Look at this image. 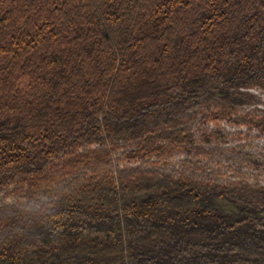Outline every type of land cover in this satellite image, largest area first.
<instances>
[{
	"label": "trees",
	"instance_id": "obj_1",
	"mask_svg": "<svg viewBox=\"0 0 264 264\" xmlns=\"http://www.w3.org/2000/svg\"><path fill=\"white\" fill-rule=\"evenodd\" d=\"M248 86H264V0H0V194L109 160L0 216V264H264V189L111 169L117 141L167 154L188 102L242 105Z\"/></svg>",
	"mask_w": 264,
	"mask_h": 264
},
{
	"label": "rangeland",
	"instance_id": "obj_2",
	"mask_svg": "<svg viewBox=\"0 0 264 264\" xmlns=\"http://www.w3.org/2000/svg\"><path fill=\"white\" fill-rule=\"evenodd\" d=\"M249 88V86L247 87ZM239 96H242V99L245 101L244 104H249L247 106L248 108L246 110H249L248 112H245L243 106L234 107L233 110H230V105L223 102L222 105L219 106L220 102L217 104V109L214 110L211 115L208 117V123L210 125H213L214 122L219 124V127L217 129V134L210 135L209 138H206L205 144L199 147H196L199 149V151H205L206 154H204L208 159H205L209 164H216L220 168V170L223 172V170L227 169L225 165H221L220 162L227 161L234 163V167L230 169L226 174H235L239 177H243L242 180H235L246 182L247 179L245 177H249V173H246V168H256V167H263L264 163L259 162L258 159L255 158V156L249 155V153H253L256 155H259L264 152V131L255 126L254 124L251 126L244 125L242 122V119L249 120L250 116H247L248 114L254 112L252 116L255 118L259 115L255 114L264 111V86H252L248 89L246 92L237 91ZM207 96V95H206ZM203 101H205L204 95ZM193 101V100H192ZM190 101L187 103L185 108L179 113L180 116L182 114L189 115L191 112L194 111L193 102ZM201 102V100L196 101V105ZM186 104V102L184 103ZM251 117V118H253ZM177 118V117H176ZM182 118V117H181ZM187 120V121H186ZM183 122H188L189 118L187 119L186 116L183 117L181 120ZM264 121V120H263ZM262 121V122H263ZM202 122L199 121L198 123ZM204 122V121H203ZM264 124V123H263ZM184 127V126H183ZM188 133L192 132L191 126H186ZM185 129V127H184ZM180 130H183L182 128ZM221 131L223 133H226V137H221ZM177 133H182L180 131H177ZM182 135H185L182 133ZM178 138L174 139L177 140ZM87 147L84 146L82 151H85ZM91 149L96 148L95 146L90 147ZM125 149L119 150L116 154L113 156V165L111 166V169L116 168L119 172L117 167H120V163L122 161V158L125 157L124 153ZM231 151V152H230ZM182 155L185 154V152H174L171 155ZM188 154V153H187ZM217 159V160H213ZM250 163V165L245 166V163ZM135 163V162H134ZM236 163H240V165L243 167V170H239V166ZM133 164V163H130ZM128 163H125V166H129V169H141V171L144 167H146L148 170L155 172L152 173H144V177L151 178L153 176L152 174H161L166 177H174L173 180H178L179 178H187L190 177L194 179L192 175H190V172L186 169L178 170V172L166 173L167 175H164L163 167L160 169V165L157 164L154 168L145 165L144 163H140L137 165H130ZM144 164V165H143ZM109 165V160H103L101 161L97 166H94V169L88 168V169H82L76 171L74 174L70 175V177H65L62 179H59L54 184H51L49 186L43 187L41 189H29L28 187L22 186L20 184V179L15 180V184L10 186L9 188L5 189L0 194V216L11 214V213H18L23 210H38L42 204H45L46 201L49 199L54 198L55 196L62 195L64 193L71 192L75 186H77L78 183H81L85 178H89L92 175H98L100 171H103L107 166ZM171 167L172 164H169ZM245 166V168H244ZM202 168V166L200 167ZM98 170V171H97ZM200 170V169H198ZM141 171H135L132 173L135 175L138 172ZM215 173H218V171H215ZM249 171V170H247ZM147 172V171H145ZM121 176V175H120ZM124 175L121 176L123 178ZM127 179V177H124ZM153 178V177H152ZM158 178V176H157ZM160 178V177H159ZM212 178V177H211ZM78 180V181H77ZM77 181V182H76ZM251 182H247L248 184ZM255 188L256 184H251ZM230 187H245L241 184H234L230 185ZM20 189V191H19Z\"/></svg>",
	"mask_w": 264,
	"mask_h": 264
},
{
	"label": "built area",
	"instance_id": "obj_3",
	"mask_svg": "<svg viewBox=\"0 0 264 264\" xmlns=\"http://www.w3.org/2000/svg\"><path fill=\"white\" fill-rule=\"evenodd\" d=\"M250 88V87H249ZM249 88H240V89H234V90H230L231 93L234 94V96L236 97H241L239 96L237 91H241V92H246L248 91ZM222 94L221 92H217L216 97L213 100H209L206 99L205 96V101H203V97L201 96L200 98L194 99L193 102V107H194V111L191 112V114L189 115V117L187 115L182 114V116L178 115L177 119L179 120V123L181 124V126L177 127V128H172L170 130H168L169 132H172V135L170 136V138H168L165 141H159V145L161 146H165L168 147L170 149H172V153L173 150H175V152H185V154L182 155H171V154H165L162 155L160 158H158L156 155L150 156V157H144V158H133V159H128L127 155L132 152L134 150L133 148V144L131 142H127V141H122L119 140L117 141L115 144L118 147L115 152L113 153L116 154L119 150L121 149H125L124 153L126 154L124 158H122V161L120 163V167H117L119 172L117 171L116 168H113V172L114 175L117 176V174H121L123 175L124 172L127 173H134L135 171H141V169H129V166H125V163H133L130 165H137L140 163H144L146 166L149 165L151 167H155L157 164L160 165V169L163 167L164 173H170V172H178V170H185V169H180V166L183 164V162H192V165L190 166V170H188L190 172V175L193 176V174L196 172V169H200L198 170V172L200 174L203 175L204 172L208 171L209 175L211 174V171H213V169H215V171L220 172V174L222 175L223 181L226 184H230V185H234V184H241V185H247V186H251V184H256V185H263L264 186V166L263 167H256V168H246L247 170L246 173H251V174H259L256 175L252 178L251 174H249V177H245L247 179L246 182H241V181H237V180H242L243 177H239L235 174H226V172H228L230 169H232L234 167V163L232 162H227V161H222L220 162L221 165H225V167L227 169L223 170V172L220 170V168L218 167V165L216 164H209L207 161L205 163L202 162L203 159L200 158V154H199V149H197L196 147L202 146L204 145L206 138H209L210 135H215L217 134V129L220 128L218 123H215L213 125H210V123H208L209 121L207 120L209 115H211L213 112H215L214 110H216L217 107V103L220 102L218 101L221 98ZM233 97V95H231ZM201 100V102H199L196 105V101ZM224 102V101H222ZM227 103V102H225ZM230 105V110H233L234 107L239 106V105H235V104H231V103H227ZM251 103L249 104H242L241 106H243L242 108H244L245 112H248L249 110H246ZM239 106V107H241ZM254 112L248 114L247 116H252ZM255 114L259 115V116H264V111L256 113ZM186 116V118H189L188 122H183L181 121L183 119V117ZM182 117V118H181ZM258 117V116H257ZM244 119V118H243ZM200 123H198L199 121H201ZM187 121V120H186ZM204 121V122H203ZM185 129H184V127ZM186 126H191L192 127V132L188 133V130L186 128ZM183 130H180V129ZM177 131H180L182 133H184L185 135H182V133H180V138H184L182 140H184V143L180 144L178 143V139L174 140L176 138H178L177 136ZM227 134L223 133L221 131V137H226ZM178 146H181L182 150L178 149ZM92 147V146H91ZM78 152H82V149H79ZM197 153V155H194V153ZM231 152V151H230ZM188 153V154H187ZM249 155L255 156V158L257 159L258 155L253 154V153H249ZM192 158V159H191ZM204 159H208L206 156H204ZM213 160H217V159H213ZM135 162V163H134ZM246 163V162H244ZM143 164V165H144ZM169 164H172V166L170 167ZM141 167V164L139 165ZM202 168H198L201 167ZM142 170H145L147 172L145 173H152L155 172V170L150 171L148 170L146 167H144ZM187 170V169H186ZM215 177V176H213ZM117 178V177H116ZM235 178L237 180H235ZM247 182H251L246 184Z\"/></svg>",
	"mask_w": 264,
	"mask_h": 264
},
{
	"label": "bare ground",
	"instance_id": "obj_4",
	"mask_svg": "<svg viewBox=\"0 0 264 264\" xmlns=\"http://www.w3.org/2000/svg\"><path fill=\"white\" fill-rule=\"evenodd\" d=\"M255 120H264V116H258V117H255V118L253 117V118H250L249 120L242 119V122H243L244 125L251 126V125H253L251 123V121H255ZM179 126H181L180 123H178L174 128H177ZM263 126H264V124H263ZM182 139H184V138H180V140H178V143H180V144L184 143V140H182ZM178 149L182 150L181 146H178ZM161 151L165 152V153H168V154H171V152H172V150H169L168 148H163ZM173 152H175V150H173ZM199 154H200L199 155L200 158L203 159L202 162L205 163L206 160L204 159V156H205L204 154H206V152L202 150V151H199ZM163 155H165V154H163ZM194 155H197V153L195 152ZM156 156L158 158H160L162 155L160 154V155H156ZM257 159H258L259 162L264 163V152L259 154ZM236 164L239 166V170L242 171L243 167L240 165V163H236ZM191 165H192V162H189V161L188 162H183V164L180 166V169H187V171H188V170L191 169L190 168ZM247 165H250V163L246 162L245 166H247ZM245 166H244V168H245ZM198 168H200V167H198ZM144 173H145L144 171H141V172L136 173L135 175L136 176H143ZM131 174L132 173H127V172L123 173L124 177L125 176L128 177ZM162 174L168 176V174H166V173H162ZM169 174H171V173H169ZM172 174H174V173H172ZM249 174H251V173L249 172ZM152 175L153 176H151V178L152 177L153 178H157V176L158 177H166V176H163L161 174H152ZM256 175H259V174H251L252 178L254 176H256ZM213 176H215V177H213ZM193 177H194V179H192L190 177H187V178H179L178 180H190V181H193V182H196V183H200V184H212V185H218V186H223V187H229L230 186V184H226V183L222 182L223 178H222V175L220 174V172L215 173L214 171H211V174L209 175V172L206 171L202 175V174H200L198 172V169H196V172L193 174ZM167 178L175 179L174 177H167ZM245 187L248 188V189H264L263 185H256L255 188L253 186H247V185H245ZM238 188H240V187H238ZM40 208L38 210H40ZM38 210L36 209V210H27V211L38 212Z\"/></svg>",
	"mask_w": 264,
	"mask_h": 264
}]
</instances>
